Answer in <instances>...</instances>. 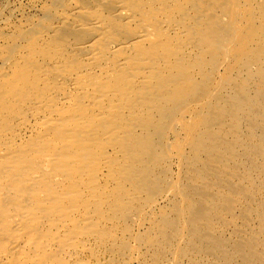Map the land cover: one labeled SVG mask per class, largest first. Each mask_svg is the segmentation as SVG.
I'll use <instances>...</instances> for the list:
<instances>
[{
  "label": "bare ground",
  "instance_id": "6f19581e",
  "mask_svg": "<svg viewBox=\"0 0 264 264\" xmlns=\"http://www.w3.org/2000/svg\"><path fill=\"white\" fill-rule=\"evenodd\" d=\"M8 3L0 264H264V0Z\"/></svg>",
  "mask_w": 264,
  "mask_h": 264
},
{
  "label": "rangeland",
  "instance_id": "374dc122",
  "mask_svg": "<svg viewBox=\"0 0 264 264\" xmlns=\"http://www.w3.org/2000/svg\"><path fill=\"white\" fill-rule=\"evenodd\" d=\"M15 1V2H14ZM23 1V2H22ZM6 2H8V1H6ZM26 2H27V0H9V3H8V5H9V8H13V10H14V12L16 11V9H17V6H19V5H23L24 6V8H26ZM24 3H25V5H24ZM15 4V5H14ZM16 6V7H15ZM15 17H17L18 18V16H17V13L14 15ZM165 264H170V262H168V261H166L165 262Z\"/></svg>",
  "mask_w": 264,
  "mask_h": 264
}]
</instances>
